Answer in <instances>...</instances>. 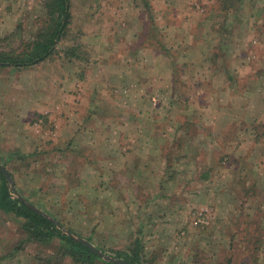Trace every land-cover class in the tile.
I'll return each instance as SVG.
<instances>
[{
  "label": "rangeland",
  "instance_id": "1",
  "mask_svg": "<svg viewBox=\"0 0 264 264\" xmlns=\"http://www.w3.org/2000/svg\"><path fill=\"white\" fill-rule=\"evenodd\" d=\"M48 1L0 0V50H20L47 25ZM209 2L204 11L223 10L220 15L212 12V22L226 20L232 29L241 25L246 45L255 44L250 49L235 42V54L247 55L252 65L240 69L252 70L258 78L249 79L250 94L231 97L239 107H253L252 112L236 113L243 118L239 148L248 157H232L233 143L214 152L218 159L206 156L212 159L208 162L199 158L208 143H194L185 135L181 144L176 139L166 144L169 162L161 173L156 169L154 173L150 165L145 171L128 170L121 149L111 155L105 147L91 152L79 144L71 151L61 146L65 110L82 99L69 93L75 92L73 88L89 91L100 77L99 68L92 70L90 60L98 50L91 40L100 36L115 0H69L67 30L48 58L26 67H0V164L10 174V187L26 202L52 213L63 231L88 238L104 259L124 251L136 252L142 264H264V113L254 109L260 105L257 90L264 87V0H199L200 6ZM124 8L122 3L119 9ZM231 33L235 36L228 31V43ZM142 80L149 83L150 78ZM154 87L147 92L150 107L152 101L157 105L159 97H166L156 96ZM88 102L82 99V105ZM102 107L103 117L127 114L111 104ZM250 114L258 115L255 125ZM131 119L129 131L137 125V119ZM155 119L151 115L141 119L148 121L147 132L153 130ZM102 125L100 139L106 143L110 127L107 132L109 125ZM233 130L228 126L225 133ZM202 131L209 130L196 128L195 135ZM172 144L178 146L175 152L168 150ZM214 148V142L207 145L208 151ZM222 166H238V173L212 174L219 167L224 170ZM210 169L211 174L198 176ZM58 242L56 238L43 245L28 239L20 218L0 211V264H74L56 253Z\"/></svg>",
  "mask_w": 264,
  "mask_h": 264
},
{
  "label": "crops",
  "instance_id": "2",
  "mask_svg": "<svg viewBox=\"0 0 264 264\" xmlns=\"http://www.w3.org/2000/svg\"><path fill=\"white\" fill-rule=\"evenodd\" d=\"M141 1L149 4V10H144L146 5ZM115 3V9L110 12L111 17L108 16L102 24L100 36L97 33L96 38L91 40L98 50L90 60L92 70L99 68L100 77L95 79L89 91L73 88L75 92H67L78 98H88L89 102L82 105L81 99L72 110H65L61 146L71 151L73 147L77 148L73 144H79L91 152L105 147L111 155L121 149L125 156L123 164L128 170L145 171V166L150 165L154 173L155 169L161 173L163 166L169 162L166 144L175 139L181 144L185 135L192 136L194 143L214 142L216 148L208 151L207 144L199 156L208 162L218 159L215 151L219 153L224 147L227 150L229 144L233 143L235 149L232 157H248L241 154L239 148L243 118H238L236 113L243 112L241 109L252 112L253 107H249V104L244 108L239 107L231 98L236 94H250L249 79L258 78L257 74H252V70L242 72L240 69L248 63L252 69L247 55L235 54L237 46L246 45L247 38L241 33L242 26L235 25L232 29V25L228 28L226 20L212 22V12L220 15L223 10L214 7L204 11L210 2L200 6L199 0H115ZM122 3L127 6L124 10L119 9ZM230 30L235 36L231 33L232 41L228 43L226 34ZM232 42L234 47L231 48ZM248 45L250 49L255 47L252 43ZM85 60L89 59L86 57ZM243 76H247L244 77L247 81L245 85L242 84ZM142 78H150L155 87ZM76 82L80 85V79ZM150 87L156 88V96H166L163 99L159 97L157 105L152 101L151 107L148 106L147 93ZM257 91L260 105L254 109L264 113V87ZM176 96L181 99L176 101ZM164 100L167 102L164 103ZM110 104L114 110L127 114L123 118H115L114 114L103 117L102 106ZM80 111L84 112L83 117L86 119L80 117ZM149 115L157 119L152 124L153 130L147 132L148 121L141 119H148ZM257 116L255 114L252 118L250 114L252 125L259 122ZM131 118L137 119V125L129 131L133 121ZM104 122L109 125L106 126L107 132L110 127V132L106 133V143L100 139V128L104 127ZM228 126L234 127V130L225 133ZM196 128H206L210 132L202 131L195 135ZM196 148L193 147V153ZM177 149L178 146L173 144L168 147L169 151L175 152ZM222 168L224 170H219V167L212 174L226 171L236 175L239 167ZM211 172V169L209 173L199 172L198 176Z\"/></svg>",
  "mask_w": 264,
  "mask_h": 264
},
{
  "label": "trees",
  "instance_id": "3",
  "mask_svg": "<svg viewBox=\"0 0 264 264\" xmlns=\"http://www.w3.org/2000/svg\"><path fill=\"white\" fill-rule=\"evenodd\" d=\"M143 3L145 7L148 6L146 2L143 1ZM48 4L50 11L47 13V25L30 41L24 43L20 50H0V67H26L49 57L54 50V44L64 36L67 30L70 13L69 0H49ZM12 193L14 190L10 187L6 176L0 171V211L12 213L20 218L21 229L28 239L49 245L58 238L56 253L69 257L74 264H122L102 258L96 250L71 236L67 231H63V225L52 213L44 210L37 211L33 208L36 207L33 202L27 204L25 200ZM109 256L123 259L129 264H142L136 252L129 254L120 251Z\"/></svg>",
  "mask_w": 264,
  "mask_h": 264
},
{
  "label": "water",
  "instance_id": "4",
  "mask_svg": "<svg viewBox=\"0 0 264 264\" xmlns=\"http://www.w3.org/2000/svg\"><path fill=\"white\" fill-rule=\"evenodd\" d=\"M0 171L6 176L8 182H9L10 184H12V179H11V177H10V174L5 170V168H4L1 164H0ZM12 188H13V187H12ZM13 190H14V189H13ZM14 193L16 194V196H17L18 198L24 200V199L22 198V196H20V194H19L16 190H14ZM27 204H29V202H27ZM33 208L36 209L37 211H41V210L38 209L37 207H33ZM75 238H77L78 240L84 242V243L87 244L89 247H91L93 250H96V251L99 253V250H98L97 248H95V247H94L90 242H88L87 240H85V239H83V238H80V237H75ZM105 258L108 259V260H114V261L119 262V263H122V264H129L127 261H125V260H123V259H116V258H114V257H112V256H109V255H106Z\"/></svg>",
  "mask_w": 264,
  "mask_h": 264
}]
</instances>
